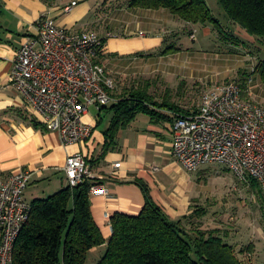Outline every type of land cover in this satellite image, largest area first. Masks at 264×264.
<instances>
[{"label": "crops", "instance_id": "obj_1", "mask_svg": "<svg viewBox=\"0 0 264 264\" xmlns=\"http://www.w3.org/2000/svg\"><path fill=\"white\" fill-rule=\"evenodd\" d=\"M73 1L78 0H0V181L30 171L33 178L25 199L32 203L50 197L68 186L65 173L68 157L80 153L90 162L93 173L104 178L103 185L108 190L106 196L91 198L94 220L106 240L112 236L111 218L115 214L141 213L146 204V189L172 220L191 214L195 185L193 175L173 156V112L162 111L171 120L139 114L118 131L115 139L106 134L113 112L108 109L98 111L97 115L89 112L84 120L93 126L92 138L83 144L65 146L59 135L45 128L39 116L28 108L25 98L11 87L10 74L18 51L29 36L37 33L40 18L51 15L67 29L92 31L86 22L82 24L91 11L90 5L81 7L79 2L71 13L64 12ZM116 16L118 34L106 29L99 34L109 40L104 45L105 51L113 54L162 49L168 28L190 25L166 10L124 7ZM105 61L98 62L107 70ZM104 113L109 116L107 122L103 121ZM106 248L93 249L89 261L91 257L96 264Z\"/></svg>", "mask_w": 264, "mask_h": 264}, {"label": "built area", "instance_id": "obj_2", "mask_svg": "<svg viewBox=\"0 0 264 264\" xmlns=\"http://www.w3.org/2000/svg\"><path fill=\"white\" fill-rule=\"evenodd\" d=\"M78 5L73 1L64 12ZM103 40L95 31L67 29L46 15L14 61L11 87L65 146L89 141L93 126L85 116L91 108L101 112L116 102L114 79L98 62ZM243 96L238 83L215 86L197 111L174 114L173 156L188 173L221 165L243 181L255 180L264 191V105ZM65 173L72 188L90 182L91 197L108 194L104 178L93 173L83 154L68 157ZM32 178V172L21 171L0 181V264H14L16 242L32 212L25 199Z\"/></svg>", "mask_w": 264, "mask_h": 264}, {"label": "trees", "instance_id": "obj_3", "mask_svg": "<svg viewBox=\"0 0 264 264\" xmlns=\"http://www.w3.org/2000/svg\"><path fill=\"white\" fill-rule=\"evenodd\" d=\"M124 1L130 9L166 10L186 24L211 27L236 47L245 45L218 21L206 0ZM220 3L231 23L264 43V0H220ZM177 52L176 46L169 45L161 54ZM255 73L264 83V60ZM149 91L150 86L125 91L115 103L104 108L114 114L106 132L109 138L115 139L118 131L139 114L164 120L171 119L162 111L190 114L168 99L159 102ZM251 182L260 189L255 180ZM90 187V182L75 188L67 186L31 203L30 219L16 242L14 264H89L92 250L102 247L107 248L96 264H245L221 230L203 228L204 209L194 206L191 214L172 220L146 188V204L141 213L115 214L111 218L112 236L106 240L92 214ZM253 249L250 246L248 251Z\"/></svg>", "mask_w": 264, "mask_h": 264}, {"label": "rangeland", "instance_id": "obj_4", "mask_svg": "<svg viewBox=\"0 0 264 264\" xmlns=\"http://www.w3.org/2000/svg\"><path fill=\"white\" fill-rule=\"evenodd\" d=\"M78 1L81 7L91 6V11L82 21V24L87 23L88 29L100 35L103 29L118 34L119 18L116 14L126 8L124 0ZM206 2L218 21L242 39L245 45L236 47L226 42L211 27L176 25L178 28L167 29V42L162 49L129 55L113 54L104 49L98 61L106 59L107 73L114 79L116 86L112 94L114 100L125 91L150 86V94L159 102L168 99L192 113L197 111L207 91L235 82L241 86L243 84L244 99L264 105V83L260 75L255 73L257 65L264 60V43L236 27L239 25L231 23L220 0ZM206 28L210 29L207 33ZM108 42L105 40L104 45ZM169 45L176 46L179 52L162 55L161 52ZM90 112L98 114L96 108H91ZM103 118L107 122L109 116L104 113ZM189 174L193 175L195 185L194 204L206 212L201 219L203 228L221 230L245 264H264L262 187L259 185L258 190L252 185L251 179L243 181L221 165L207 166ZM250 246L254 248L253 252L248 251ZM89 264H93L91 257Z\"/></svg>", "mask_w": 264, "mask_h": 264}]
</instances>
